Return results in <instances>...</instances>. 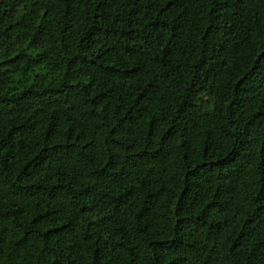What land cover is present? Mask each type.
<instances>
[{"label": "trees", "instance_id": "1", "mask_svg": "<svg viewBox=\"0 0 264 264\" xmlns=\"http://www.w3.org/2000/svg\"><path fill=\"white\" fill-rule=\"evenodd\" d=\"M0 264H264V0H0Z\"/></svg>", "mask_w": 264, "mask_h": 264}]
</instances>
